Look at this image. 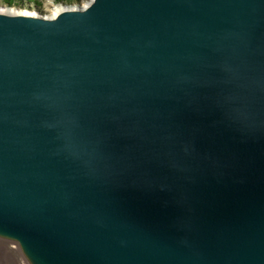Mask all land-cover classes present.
Instances as JSON below:
<instances>
[{"label": "water", "instance_id": "obj_1", "mask_svg": "<svg viewBox=\"0 0 264 264\" xmlns=\"http://www.w3.org/2000/svg\"><path fill=\"white\" fill-rule=\"evenodd\" d=\"M0 234L35 264H264V0L0 12Z\"/></svg>", "mask_w": 264, "mask_h": 264}, {"label": "rangeland", "instance_id": "obj_2", "mask_svg": "<svg viewBox=\"0 0 264 264\" xmlns=\"http://www.w3.org/2000/svg\"><path fill=\"white\" fill-rule=\"evenodd\" d=\"M91 0H23L16 1L14 4L9 5L0 0V11L1 12H21V10H27L33 12L38 16L49 17L57 9H66L74 7H83L87 5ZM2 246V245H0ZM6 253L12 255L10 249L1 247Z\"/></svg>", "mask_w": 264, "mask_h": 264}, {"label": "bare ground", "instance_id": "obj_3", "mask_svg": "<svg viewBox=\"0 0 264 264\" xmlns=\"http://www.w3.org/2000/svg\"><path fill=\"white\" fill-rule=\"evenodd\" d=\"M63 9H57L51 16H56L60 11ZM1 12V11H0ZM8 13H22L26 15H36L33 14V12L27 11V10H21V12H8ZM0 264H35L30 256L23 251L21 245L13 239L7 238L0 234ZM10 249V252L12 255H8L3 248Z\"/></svg>", "mask_w": 264, "mask_h": 264}, {"label": "trees", "instance_id": "obj_4", "mask_svg": "<svg viewBox=\"0 0 264 264\" xmlns=\"http://www.w3.org/2000/svg\"><path fill=\"white\" fill-rule=\"evenodd\" d=\"M16 1H23V0H4V2L8 3L9 5L14 4Z\"/></svg>", "mask_w": 264, "mask_h": 264}]
</instances>
